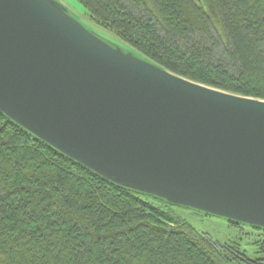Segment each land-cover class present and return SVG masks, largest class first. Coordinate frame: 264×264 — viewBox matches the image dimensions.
Segmentation results:
<instances>
[{
    "label": "water",
    "instance_id": "obj_1",
    "mask_svg": "<svg viewBox=\"0 0 264 264\" xmlns=\"http://www.w3.org/2000/svg\"><path fill=\"white\" fill-rule=\"evenodd\" d=\"M0 113L115 185L264 229V100L171 73L55 0H0Z\"/></svg>",
    "mask_w": 264,
    "mask_h": 264
},
{
    "label": "trees",
    "instance_id": "obj_2",
    "mask_svg": "<svg viewBox=\"0 0 264 264\" xmlns=\"http://www.w3.org/2000/svg\"><path fill=\"white\" fill-rule=\"evenodd\" d=\"M78 1L169 72L264 100V0ZM140 196L174 206L111 183L0 113V264H264V229L254 227L262 257L252 259Z\"/></svg>",
    "mask_w": 264,
    "mask_h": 264
},
{
    "label": "rangeland",
    "instance_id": "obj_3",
    "mask_svg": "<svg viewBox=\"0 0 264 264\" xmlns=\"http://www.w3.org/2000/svg\"><path fill=\"white\" fill-rule=\"evenodd\" d=\"M64 5L71 15L88 30L103 37L110 43L129 49V47L114 37L109 32L93 24L84 9L83 5L78 0H55ZM143 200L152 204L156 208L170 214L176 220L190 226L196 233L206 236L208 239L220 246L238 245L241 251L245 252L250 258H261L262 254H258V248L255 243L262 240L261 233L250 225L240 224L239 226L232 225L229 220L217 217L207 216L204 213L180 207L167 206L164 203L140 196Z\"/></svg>",
    "mask_w": 264,
    "mask_h": 264
}]
</instances>
